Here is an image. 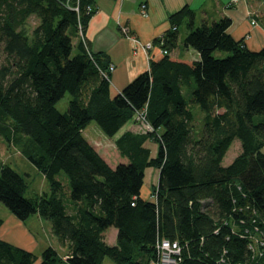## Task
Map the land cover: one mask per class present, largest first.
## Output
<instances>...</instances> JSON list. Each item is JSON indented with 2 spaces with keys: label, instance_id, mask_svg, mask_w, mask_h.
<instances>
[{
  "label": "trees",
  "instance_id": "trees-1",
  "mask_svg": "<svg viewBox=\"0 0 264 264\" xmlns=\"http://www.w3.org/2000/svg\"><path fill=\"white\" fill-rule=\"evenodd\" d=\"M93 1L0 0V131L15 137L49 182V190L27 196L26 178L0 160V200L20 219H48L68 249L64 258L45 247L41 264H100L105 257L152 264L161 238L181 244L178 264H262L250 244L264 230V46L254 50L235 38L229 16L197 24L187 4L154 40L167 52L112 93L108 57L80 34ZM260 20L264 25V13ZM181 24L188 28L183 46L198 51L197 59L173 53ZM66 92L61 111L56 103ZM139 113L149 129L115 136ZM92 120L125 160L110 165L88 140ZM236 138L241 151L224 164ZM148 139L158 143L155 156ZM149 166L159 168V179L144 197ZM110 226L118 229L115 244L105 239ZM37 257L0 238V264Z\"/></svg>",
  "mask_w": 264,
  "mask_h": 264
},
{
  "label": "crops",
  "instance_id": "crops-1",
  "mask_svg": "<svg viewBox=\"0 0 264 264\" xmlns=\"http://www.w3.org/2000/svg\"><path fill=\"white\" fill-rule=\"evenodd\" d=\"M143 3L146 4L145 11ZM93 4L96 10L89 19L85 37L90 50L105 53L109 62L114 64V69L110 71V82L115 86L114 93L122 90L138 74L149 69L151 59H160L163 56L161 46L154 40L171 27L170 14L187 4L194 8L196 19L200 17L202 20L212 21L229 16L231 24L228 31L235 38L243 37L247 46L254 50L264 46V25L260 20V15L264 13V0H94ZM199 13L201 16H198ZM183 25L185 24H181L179 28ZM124 26L142 43L152 41L153 47H137L130 35L123 31ZM181 37L179 31V45L173 53L199 58L198 51L183 46ZM136 120L139 119L135 115L122 126L119 134L127 129L146 131L147 129H138ZM146 144L151 148V155L155 156L158 143L148 139ZM100 154L105 158L101 152ZM120 159L122 161L123 157ZM149 167L152 168L149 172L157 177L156 181L151 180L153 186L158 182L159 168ZM147 169L148 167L145 173ZM143 186L144 183L142 188ZM142 188L141 194L147 197ZM1 218L3 221L0 224V238L34 251L38 257L31 264H41V252L49 245L56 247L64 258L67 257L68 249L52 233L50 221L38 213L24 220L10 211ZM117 235L118 229L115 226L105 230V239L109 244L117 242ZM100 264L115 262L110 257H105Z\"/></svg>",
  "mask_w": 264,
  "mask_h": 264
},
{
  "label": "rangeland",
  "instance_id": "rangeland-1",
  "mask_svg": "<svg viewBox=\"0 0 264 264\" xmlns=\"http://www.w3.org/2000/svg\"><path fill=\"white\" fill-rule=\"evenodd\" d=\"M198 16H201L199 13ZM197 24L202 23V19L197 17ZM38 22V19L35 16H32L30 20V24L33 27ZM188 29L185 25L180 28L181 39L183 42V38L187 34ZM184 36V37H183ZM76 40V37L74 38ZM75 52V51H74ZM218 54H222L221 51H217ZM112 93L115 92V86L111 85ZM71 97L70 92H66L56 103L57 107L61 111H65L68 108L69 100ZM194 111L196 114H200L201 110L198 105L194 107ZM137 121V120H136ZM138 129H149L148 125L142 120H138ZM122 129H120L116 135H118ZM84 134L88 138V140L97 148L106 158V160L110 163V165L115 166L121 159V154L116 147L114 137L108 136L101 129L99 124L92 120L87 127L84 129ZM115 135V136H116ZM151 143L150 141H148ZM241 151V142L239 138H236L229 149L227 150L223 163L226 164L230 162L232 158H234ZM262 151H264V146L262 147ZM123 157V156H122ZM126 158L123 157V160ZM0 160L6 162L15 168L18 172H20L27 180L28 187L25 192L27 196H35L43 191L49 190V182L46 179L45 175L42 171L38 169V167L25 155L23 154L17 147L15 137L13 136L10 140L0 131ZM154 168V167H153ZM152 169L148 167L145 178H144V186L142 188V192L149 196L152 189V179H157V177L151 174L149 171ZM58 178L62 180L63 183L68 184V177L64 171H60L58 173ZM153 181V182H155ZM10 212V209L0 200V217H5L6 214Z\"/></svg>",
  "mask_w": 264,
  "mask_h": 264
},
{
  "label": "built area",
  "instance_id": "built-area-1",
  "mask_svg": "<svg viewBox=\"0 0 264 264\" xmlns=\"http://www.w3.org/2000/svg\"><path fill=\"white\" fill-rule=\"evenodd\" d=\"M143 10H146V4L143 3ZM93 7L92 4L88 5V10H91ZM76 9H78V5L75 6ZM80 27V34L84 41H86V37L82 32V27L79 24ZM123 31L130 35L132 41L137 45V47L145 46L147 48L153 47L152 41H146L143 42L140 41L138 38H136L134 35H132L128 29V27L124 26ZM162 54H165L167 51L166 49L161 47ZM114 69V64L110 63L109 65V71H112ZM107 75V73H106ZM136 118L139 120H142L145 122L148 126V122L146 121V118L143 113L136 114ZM251 247L254 249V251L258 254L264 257V230L260 232H255L251 234ZM157 249H158V256L155 261H153L152 264H178L180 260V255L182 251V246L177 240H171L169 238H161L157 241ZM264 264V261L262 262Z\"/></svg>",
  "mask_w": 264,
  "mask_h": 264
}]
</instances>
